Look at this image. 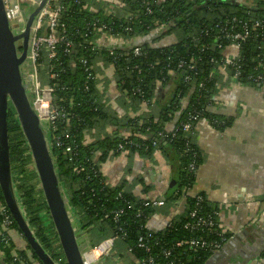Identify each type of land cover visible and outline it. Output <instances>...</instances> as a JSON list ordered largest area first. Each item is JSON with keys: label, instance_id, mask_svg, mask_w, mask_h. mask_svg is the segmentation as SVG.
I'll return each mask as SVG.
<instances>
[{"label": "trees", "instance_id": "obj_1", "mask_svg": "<svg viewBox=\"0 0 264 264\" xmlns=\"http://www.w3.org/2000/svg\"><path fill=\"white\" fill-rule=\"evenodd\" d=\"M90 1L92 0H86L84 5ZM143 1L145 7L150 10L149 14L144 13V7L139 0L125 1L127 4L124 9L137 13L139 17L130 24V36L146 38L158 24L166 25V33L161 37L139 42L142 55L133 58L130 53L127 60L119 59L113 66V78L123 105L132 109H138L142 104L150 107L151 102L156 100L158 91L170 90L174 96H169V107L165 108L164 114L158 120L148 115L143 118L128 117L123 123L109 112L102 102L103 95L98 91L96 81L88 79V73L80 62L85 60L87 67H92L95 60L105 65L111 63L107 52L98 48L85 31L86 22L97 18L102 23H107L110 18L102 10L91 12L82 6L72 8L70 14L62 17L60 21L72 44L69 54L64 52L63 45H58L57 58L50 63L57 78L49 80L44 72L41 74L43 86H56L52 105L62 110L68 120L63 122L58 118L55 121L54 131L48 134L50 149L69 205L73 213L80 218L79 229L91 236V248L108 237L117 236L118 242L125 247V254L130 256L132 261L151 255L165 262L161 253L169 249L171 257L168 260H173L174 264H206L214 254L203 250L192 251L186 247L175 248L173 245L189 237L213 240L216 237L213 233L220 229L218 215L212 214L214 211L217 213V209L210 205L204 194H197L202 198L199 203L196 196L188 194L195 183L196 172L203 162L202 151L193 142L195 125L199 120H206L214 129L222 132L233 122L232 118H224L210 112L212 98L218 91L216 80L211 74L222 59L220 51L212 48V36L217 32L214 25L228 16L240 19L251 17L264 21V1L258 0L253 6L237 4L235 0H229L228 3L218 2L226 0H215V3L213 0H165L159 6L152 4V0ZM115 28L118 26L113 29ZM206 28L210 30L211 36L206 37L200 33ZM59 31L61 32V28ZM164 35L172 36L174 42L163 47L152 46V43L158 42ZM259 45L264 46V42L248 41L240 48L242 73L238 82L244 86L257 88L250 84L247 78L261 72L260 64L264 63V54L257 52L256 47ZM116 52L120 50L116 49ZM126 52L129 53V50ZM180 60L187 66L193 64L195 74L194 71L179 70L177 63ZM134 65L140 69L139 77L137 70L133 68ZM126 67L129 69L126 70ZM36 68L40 75V65ZM187 76L190 81L185 83L184 78ZM200 82H203L202 87H198ZM137 87L139 92L134 93L133 90ZM65 97L70 100L59 101ZM183 98H187V102L184 108H181L180 101ZM69 105H73L70 110ZM178 112L180 114L174 129L172 132H166L164 125L172 121L174 114ZM189 115L198 117L191 122V129L184 132L181 125L187 122ZM114 121L118 122L116 126ZM105 125L114 126L115 132L94 143H86L85 135L92 134L93 130L102 129ZM123 133L127 135L126 138L121 135ZM8 139L13 182L27 222L48 255L57 264H66L29 149L11 107L8 112ZM119 146L129 155L151 157L153 151L159 149L163 150L167 157L173 170V179L163 200L170 205L184 200L185 210L178 220L171 221L165 229L156 233L149 231L146 226L154 210L145 209L143 215L137 217L136 208L141 201L132 193L124 191L123 183L117 187L106 184L105 177L99 170L100 165L109 157L118 156L121 152L118 150ZM68 147L72 150L70 153L66 152ZM190 164H193V171L189 169ZM75 168L82 171L75 173ZM119 193L120 196H117ZM127 204L133 206L129 209ZM0 205L6 209L1 191ZM197 205L202 214L211 215L215 221V228L211 231L213 233L194 232L184 228L185 223L190 221L188 213ZM118 210H123V213L114 222L113 214ZM11 220L10 230L21 237L24 248L17 249L12 239L4 242L6 232L0 225V252L3 254L0 264H40L21 236L16 223L12 218ZM225 236L228 241L230 235L226 233ZM141 237H144V242L150 249L147 254L137 247V241ZM263 255L264 253L262 257Z\"/></svg>", "mask_w": 264, "mask_h": 264}, {"label": "crops", "instance_id": "obj_2", "mask_svg": "<svg viewBox=\"0 0 264 264\" xmlns=\"http://www.w3.org/2000/svg\"><path fill=\"white\" fill-rule=\"evenodd\" d=\"M154 38L151 36L147 41ZM173 42L172 37L165 36L155 46ZM234 53L233 47H227L223 55ZM97 64V89L103 95L102 102L121 123L128 117L148 115L158 120L153 117L151 105H158L159 119L169 107V96H174L170 90L158 91L150 107L142 104L138 109H132L123 105L112 70L105 64ZM212 100L210 112L232 118L233 122L222 132L206 120H199L195 125L193 142L202 151L203 162L188 194H204L210 205L217 209L219 227L230 238L218 255L212 256L206 264H264V89L238 85L226 77V72H220L218 91ZM186 102L187 98L180 101L181 108ZM179 114L175 113L173 120L164 125L166 132L174 129ZM117 123L114 121V126ZM114 126L105 125L86 135V143L110 136L115 132ZM99 170L107 185L117 187L123 183V190L139 199H164L173 179L172 167L163 150L159 149L153 151L151 157L129 155L128 152L111 156ZM1 209L0 205V212ZM184 210V200L155 209L147 222V229L155 233L165 229ZM82 233L91 240L88 233ZM9 235L17 249L24 248L15 232L10 231ZM124 248L122 243H115L110 254L93 264H133Z\"/></svg>", "mask_w": 264, "mask_h": 264}, {"label": "built area", "instance_id": "obj_3", "mask_svg": "<svg viewBox=\"0 0 264 264\" xmlns=\"http://www.w3.org/2000/svg\"><path fill=\"white\" fill-rule=\"evenodd\" d=\"M33 2L34 0H4L5 12L8 20L11 22L13 27L22 21V15L19 10V4L21 2ZM86 0H50L48 5L42 10L37 25L35 27V35L32 42L31 49V59L33 61L36 73V90H37V99L36 104L38 102L45 103L46 105V113L45 115H40V118L45 117L46 119V130L48 133L50 131H54L55 121L60 118L63 122H67V118L65 113L62 110H58L55 108L52 103L54 101L53 94L56 91V86H46L42 85V72L46 75L49 80H55L57 78V74L54 71L53 67L50 66V63L57 58V48L58 45H63L64 52L69 54L71 49V42L67 37V33L64 30L60 21L62 17L68 16L72 8H79L82 6L83 9H87L91 12H97L102 10L106 12L105 14L109 16L110 21L107 23H102L101 20L94 18L91 21L86 22L85 31L91 37V40L95 43L98 48L104 49L111 59V63L106 66L110 67L113 74V66L119 59H125L129 57V54H132V57H140L142 55L139 42L147 41L149 37H161L162 34L166 33L167 27L164 24H158L155 26L150 34L146 38L130 36L132 31L130 24L137 20L138 14L135 12L126 11L125 5L127 4L126 0H92L90 3L87 2L84 5ZM142 7H144V13H150L149 8L145 7V2L143 0H139ZM165 0H152V4L159 6ZM193 1V0H191ZM218 1V0H217ZM237 4L241 5H256L258 0H235ZM264 1V0H263ZM155 25V24H154ZM113 29L114 27H117ZM217 32L212 36V48L214 50L220 51L222 55V59L218 67L215 71L212 72L211 76L216 80V85H219V77L220 72H226V77L232 82L242 85L238 82V78H240L242 73V66L240 64V48L244 43L248 41H260L264 42V21L262 20H254L251 17L240 19L236 16H228L223 20L217 22L214 25ZM61 28V32L59 29ZM203 36H209L210 30L208 28L202 29L200 32ZM164 35L163 37H165ZM211 36V35H210ZM162 37V38H163ZM168 37V36H167ZM172 37V36H170ZM157 42L152 43V46H155ZM224 44H227L225 47ZM168 45V44H166ZM163 45V46H166ZM161 46V47H163ZM259 45L256 47L257 52L264 54V46ZM157 47V46H155ZM227 47H233L235 49V53L231 56H224L223 52ZM116 49L120 50V52H116ZM206 49V48H205ZM129 50V53L126 51ZM100 61H93L92 67H87L86 61L81 60V65L85 67V72L88 73L89 80L96 81V87L98 85V76L96 75V68L98 66L97 63ZM213 62V60H211ZM102 63V62H100ZM40 65V75L37 73V66ZM103 64V63H102ZM135 70L138 72V77L140 74V69L138 66H133ZM177 68L183 71H190L195 74V69L193 64H189L188 66L183 62L179 61L177 63ZM129 67H126L128 70ZM261 72H257L256 74L250 75L247 78V81L250 84H253L257 87V89H264V63L260 64ZM210 76V77H211ZM137 81H140L137 79ZM190 78L187 76L184 78V82L188 83ZM204 82V80H203ZM203 82L198 83V87L203 86ZM87 87V84H86ZM134 93L139 92V88L137 87L133 90ZM64 100L68 102L70 100L69 97H65L64 99H60L59 101ZM63 101V102H64ZM62 102V101H61ZM69 110L73 108V105L68 106ZM38 110V109H37ZM39 113V111H38ZM197 115H189L187 122L183 123L182 129L184 132H188L191 129V122L197 119ZM95 130L92 131V133ZM172 132V131H171ZM86 136V135H85ZM88 136V134H87ZM127 135H124L126 138ZM123 147L119 146L118 150L120 153H124L122 149ZM71 148H66V152H71ZM190 171L194 170L193 164L189 166ZM75 173H79L82 169L75 168L73 170ZM120 196V193L117 195ZM196 196V201L199 203L202 198L200 196ZM141 202L138 204L136 208L137 217H141L143 215V210L152 209L155 210L157 208H161L166 205L163 199H139ZM133 205L127 204V207L130 209ZM198 205L190 210L188 213V218L190 221L185 223L184 228L189 231L199 232V231H208L210 233L213 228H215V221L212 219L211 215L202 214L198 210ZM214 211V209H212ZM123 213V210H118L113 214L114 222L117 221L118 217ZM184 213V212H183ZM183 213L177 217L176 220L179 219L183 215ZM9 211L6 208H2L0 212L1 219V229L6 232V239L4 242H8V239H11L9 232L10 226L12 225L11 215H9ZM75 220L79 227L80 218L75 214ZM218 215V212L212 213ZM171 223V222H170ZM147 228V226H146ZM80 231V229H79ZM82 233V231H80ZM216 237L213 240L202 239L200 237H189L186 239H182L177 241L173 247L182 248L186 247L188 250L197 251L203 250L208 252L209 254L218 253L222 247L227 242L226 233L220 228L219 231L213 233ZM125 236V234H123ZM150 236V235H149ZM117 236L108 237L98 243L95 247L90 248L86 253L83 254V262L84 264H93L98 259L107 256L115 249V242L119 241ZM144 237H141L137 241V247L143 249L147 254L149 253V247L146 246L144 242ZM2 241V240H1ZM128 253L129 251L126 250ZM163 260L165 262H161L158 258L153 257L151 255L146 256L142 260L133 259L132 263L134 264H174L173 260H168L171 257V250L166 249L161 253ZM0 259H3V254L0 252ZM30 264H37L31 263ZM181 264V263H180Z\"/></svg>", "mask_w": 264, "mask_h": 264}, {"label": "water", "instance_id": "obj_4", "mask_svg": "<svg viewBox=\"0 0 264 264\" xmlns=\"http://www.w3.org/2000/svg\"><path fill=\"white\" fill-rule=\"evenodd\" d=\"M49 1L21 2L19 10L22 21L13 27L6 16L4 0H0V191L21 236L40 264H57L36 239L16 193L8 139V112L11 107L29 149L65 262L84 264L82 256L91 248V243L85 234L79 231L57 173L46 131L47 123L42 122L36 108V73L31 49L39 16ZM215 2L213 0V3ZM218 2L228 3L229 0ZM150 108L153 117L159 119L158 105L153 104ZM216 255L218 253L213 256Z\"/></svg>", "mask_w": 264, "mask_h": 264}, {"label": "bare ground", "instance_id": "obj_5", "mask_svg": "<svg viewBox=\"0 0 264 264\" xmlns=\"http://www.w3.org/2000/svg\"><path fill=\"white\" fill-rule=\"evenodd\" d=\"M36 108L38 109L40 115H45V113H46V105H45V103L38 102L36 104Z\"/></svg>", "mask_w": 264, "mask_h": 264}, {"label": "rangeland", "instance_id": "obj_6", "mask_svg": "<svg viewBox=\"0 0 264 264\" xmlns=\"http://www.w3.org/2000/svg\"><path fill=\"white\" fill-rule=\"evenodd\" d=\"M41 120H42V122H46V119H45V117H42V119H41ZM46 129H47V128H46ZM46 131H47V130H46ZM47 133H48V131H47ZM48 134H49V133H48ZM38 183H39V182H38ZM19 237H20V236H19ZM20 238H21V237H20ZM21 240H22V239H21ZM22 243H24V242H23V240H22ZM115 243L117 244V243H118V241H116Z\"/></svg>", "mask_w": 264, "mask_h": 264}, {"label": "flooded vegetation", "instance_id": "obj_7", "mask_svg": "<svg viewBox=\"0 0 264 264\" xmlns=\"http://www.w3.org/2000/svg\"><path fill=\"white\" fill-rule=\"evenodd\" d=\"M172 96H173V95H172ZM226 243H227V242H226ZM226 243H225V244H226ZM222 248H223V247H222ZM220 251H221V250H220ZM220 251H219V252H220Z\"/></svg>", "mask_w": 264, "mask_h": 264}]
</instances>
